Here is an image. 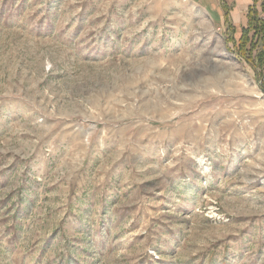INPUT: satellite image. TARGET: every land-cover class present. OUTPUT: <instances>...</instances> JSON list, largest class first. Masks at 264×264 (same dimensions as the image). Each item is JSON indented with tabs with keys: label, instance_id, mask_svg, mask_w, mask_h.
<instances>
[{
	"label": "rangeland",
	"instance_id": "1",
	"mask_svg": "<svg viewBox=\"0 0 264 264\" xmlns=\"http://www.w3.org/2000/svg\"><path fill=\"white\" fill-rule=\"evenodd\" d=\"M225 8L0 0V264H264V73Z\"/></svg>",
	"mask_w": 264,
	"mask_h": 264
},
{
	"label": "trees",
	"instance_id": "2",
	"mask_svg": "<svg viewBox=\"0 0 264 264\" xmlns=\"http://www.w3.org/2000/svg\"><path fill=\"white\" fill-rule=\"evenodd\" d=\"M258 0H254L256 3ZM262 13L264 15V0L261 4ZM226 17L228 18V10L225 8ZM256 8V4H251L247 8L246 18L247 25L242 27L241 37L236 42V49L238 54L245 57L250 65L258 68L261 74L264 73V46L258 49L253 58V50L257 49V40L255 37L263 39L264 41V16ZM228 20V19H227Z\"/></svg>",
	"mask_w": 264,
	"mask_h": 264
},
{
	"label": "crops",
	"instance_id": "3",
	"mask_svg": "<svg viewBox=\"0 0 264 264\" xmlns=\"http://www.w3.org/2000/svg\"><path fill=\"white\" fill-rule=\"evenodd\" d=\"M197 5L206 10L210 17L215 22L217 30L222 28L224 22L223 6L228 8V18L237 29L244 26L246 23V10L249 5L254 3V0H192ZM264 135V129H259ZM233 171L235 170V164H233Z\"/></svg>",
	"mask_w": 264,
	"mask_h": 264
},
{
	"label": "water",
	"instance_id": "4",
	"mask_svg": "<svg viewBox=\"0 0 264 264\" xmlns=\"http://www.w3.org/2000/svg\"><path fill=\"white\" fill-rule=\"evenodd\" d=\"M263 92H264V90H263Z\"/></svg>",
	"mask_w": 264,
	"mask_h": 264
}]
</instances>
